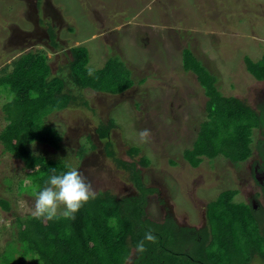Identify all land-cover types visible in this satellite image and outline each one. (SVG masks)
Wrapping results in <instances>:
<instances>
[{
  "label": "rangeland",
  "instance_id": "rangeland-1",
  "mask_svg": "<svg viewBox=\"0 0 264 264\" xmlns=\"http://www.w3.org/2000/svg\"><path fill=\"white\" fill-rule=\"evenodd\" d=\"M35 30L34 37L23 34ZM73 46L88 49L89 68L117 56L134 83L119 94L72 88L87 104L51 112L43 124L62 137L60 148L28 145L33 155L45 157L46 168L63 162L78 169L94 193L132 191L129 171L107 156L106 140L95 131L113 119L109 139L114 154L135 161L143 183L155 188L147 196L148 218L162 221L170 209L178 223L199 227L207 204L226 190L236 191L234 202L255 192L263 206L250 170L259 158L256 131L252 154L243 161L216 155L192 166L185 159V150L202 132L207 97L196 74L183 68L182 50L189 48L215 76L222 95L253 105L264 80L247 71L244 57L258 61L264 56V0H0V71L31 50L45 53L52 75L67 77ZM11 97L0 88V129L6 123L1 106ZM131 146L139 148L138 154L128 155ZM141 157L147 165H140ZM40 188L23 161L4 153L0 143V197L12 205L8 212L0 209V252L4 248L15 255L11 264H19V252L5 245L11 222L33 215ZM25 262L42 264L28 257Z\"/></svg>",
  "mask_w": 264,
  "mask_h": 264
},
{
  "label": "trees",
  "instance_id": "trees-1",
  "mask_svg": "<svg viewBox=\"0 0 264 264\" xmlns=\"http://www.w3.org/2000/svg\"><path fill=\"white\" fill-rule=\"evenodd\" d=\"M69 52L67 77L52 75L45 53L31 50L14 59L10 69L3 67L0 71V88L12 95L1 106L6 122L0 129L3 152L21 159L26 174L35 176L41 187L53 168L57 173L69 169L63 162L46 168L45 157L29 150L28 145L34 142L60 148L62 137L43 125L45 117L74 104H87L72 88L119 94L134 83L129 69L117 56L109 57L100 68H89L85 46H73ZM244 60L247 71L255 79L264 80V56L258 61L247 56ZM182 66L196 74L207 97L202 132L192 148L185 150V159L192 166L203 157L216 155L233 163L247 159L252 154L253 128L263 123L262 117L242 99L222 95L215 76L187 47L182 50ZM113 127L115 123L110 119L99 123L95 131L106 140L107 156L129 171L136 194L118 196L109 190L98 191L71 219L60 213L52 220L34 215L13 217L5 245L19 252V264H26V257L42 264H252L254 260L264 264V220L254 217L244 202L233 201L235 190L223 191L207 204L208 226L199 237L191 233L193 228L177 226L169 218H148L147 196L155 188L143 183L135 161L114 154L109 139ZM138 152L137 146L127 150L130 156ZM139 161L142 166L148 164L145 157ZM0 209L10 211L11 202L0 197ZM145 233H151L154 239L144 240ZM140 241L144 243L143 252L136 251ZM14 256L3 248L0 264H11Z\"/></svg>",
  "mask_w": 264,
  "mask_h": 264
},
{
  "label": "clouds",
  "instance_id": "clouds-1",
  "mask_svg": "<svg viewBox=\"0 0 264 264\" xmlns=\"http://www.w3.org/2000/svg\"><path fill=\"white\" fill-rule=\"evenodd\" d=\"M91 75L92 69L88 70ZM95 197L89 183L76 168H70L57 173L52 169L45 185L35 193L33 215L37 218L52 220L57 218L58 208L62 206L60 215L64 218H74L75 213L90 199ZM151 233H145L144 240L152 241ZM144 243L136 245L137 252H143Z\"/></svg>",
  "mask_w": 264,
  "mask_h": 264
},
{
  "label": "flooded vegetation",
  "instance_id": "flooded-vegetation-1",
  "mask_svg": "<svg viewBox=\"0 0 264 264\" xmlns=\"http://www.w3.org/2000/svg\"><path fill=\"white\" fill-rule=\"evenodd\" d=\"M37 33H38V31L35 30L33 33H23V34H24V36L34 37ZM246 104L250 108H252L258 115H260L263 119L262 120L263 123L260 124V126L253 128L252 135H253L254 131H256V133L259 135V137L256 141L257 142L256 146L258 147L257 155H259L258 156L259 158L257 160H255L254 164L250 167L251 177L259 189L258 191H259V195H261V200L263 202V206L259 202L257 194L255 192L249 193L248 197L244 201H240V202H244L245 204H247L249 206L254 217H256L257 219H260V220H264V154H263V151H264V89H262L259 92V96L256 100H254L253 105H251L249 103H246ZM131 189H132V191L126 193V195H131V194L135 195L136 194L134 186ZM168 207L170 208V206H168ZM205 212L207 213V210L206 211L204 210V213ZM206 213H205L203 222L201 223V225L199 227L192 226L189 224L178 223V221L176 220L172 210H170V209H167V214L163 219L169 218L177 226H180V227L193 228V231H191V233L194 236L199 237L201 234V230L208 226ZM128 263L131 264L130 262H128Z\"/></svg>",
  "mask_w": 264,
  "mask_h": 264
}]
</instances>
